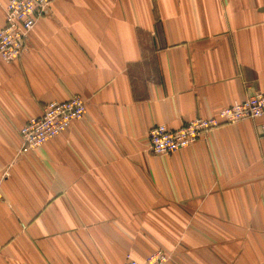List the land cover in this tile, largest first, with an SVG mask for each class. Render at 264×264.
I'll return each mask as SVG.
<instances>
[{
  "label": "crops",
  "instance_id": "0c3cea01",
  "mask_svg": "<svg viewBox=\"0 0 264 264\" xmlns=\"http://www.w3.org/2000/svg\"><path fill=\"white\" fill-rule=\"evenodd\" d=\"M27 46L0 57V264H264V115L148 146L264 91V0H52ZM73 95L83 117L21 152Z\"/></svg>",
  "mask_w": 264,
  "mask_h": 264
},
{
  "label": "built area",
  "instance_id": "2783aa9c",
  "mask_svg": "<svg viewBox=\"0 0 264 264\" xmlns=\"http://www.w3.org/2000/svg\"><path fill=\"white\" fill-rule=\"evenodd\" d=\"M52 0H8L4 23L0 28V57L4 62L17 60L27 49L29 32L44 15ZM86 109L85 100L73 95L64 101H51L42 106L39 116L30 117L19 130L21 152L35 149L46 140L62 133L72 122L81 119ZM264 115V91L255 92L242 101L222 107L218 117H195L180 127L170 129L164 124L153 126L148 133L152 153L164 155L177 152L194 143L209 130L224 123H234ZM264 137V124L259 128ZM6 173L0 174V182ZM169 255L156 249L139 261L127 255L123 264H166Z\"/></svg>",
  "mask_w": 264,
  "mask_h": 264
},
{
  "label": "bare ground",
  "instance_id": "6f19581e",
  "mask_svg": "<svg viewBox=\"0 0 264 264\" xmlns=\"http://www.w3.org/2000/svg\"><path fill=\"white\" fill-rule=\"evenodd\" d=\"M28 47V46H27Z\"/></svg>",
  "mask_w": 264,
  "mask_h": 264
}]
</instances>
